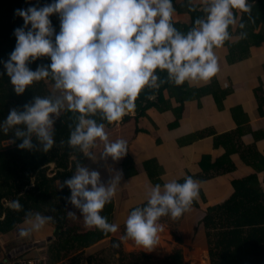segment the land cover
<instances>
[{"label": "clouds", "instance_id": "9594fccd", "mask_svg": "<svg viewBox=\"0 0 264 264\" xmlns=\"http://www.w3.org/2000/svg\"><path fill=\"white\" fill-rule=\"evenodd\" d=\"M206 17L197 18L186 33L174 27L173 0H52L42 7L29 4L14 9L23 23L13 29L15 46L3 64L5 73L16 94H21L34 81L51 77L53 90L61 98L35 96L25 103L23 110L10 109L0 123L7 132L14 125L15 137H23L17 148L31 149L32 134L42 150L53 145V117L61 110L78 113L77 123L70 131L67 143L79 147L91 156L89 148L97 139L104 141L101 156L113 161L127 151L126 141L107 139L105 125L90 118L99 112L109 124L119 122L134 111L136 99L145 88H158L157 71H166L168 82L207 83L218 72L214 48L230 39L229 26L235 24L233 10L249 13V0H203ZM59 15V31L53 37L50 14ZM241 28L244 27L241 21ZM240 39L246 32L238 34ZM50 57L47 66L31 70L28 64L38 57ZM151 98V97H149ZM52 114V116H50ZM96 170L76 167L75 173L64 180L72 205L80 210L86 227L113 232L117 225L109 223L101 214L114 196L122 179V172L112 176L105 185L100 183ZM199 195V183L186 175L156 183L145 194L146 202L132 208L124 220V235L136 246L151 251L158 244L159 220L168 216L180 217ZM20 208L17 200L11 202ZM68 215L75 216L69 211ZM51 215L36 213L31 230H40ZM20 237H28L30 230L19 229Z\"/></svg>", "mask_w": 264, "mask_h": 264}, {"label": "trees", "instance_id": "16d2710c", "mask_svg": "<svg viewBox=\"0 0 264 264\" xmlns=\"http://www.w3.org/2000/svg\"><path fill=\"white\" fill-rule=\"evenodd\" d=\"M49 3H52V0H0V61H6L9 58L15 46L13 29L23 23L21 17L14 15V9L26 8L29 4L39 8ZM191 3L190 1L189 6L192 5L194 10L192 13L196 14L195 19L206 17L203 10H198V7ZM182 5L185 7V4ZM250 11V14H256L253 9ZM255 18L256 23L262 20L264 25V9ZM49 20L54 29L52 37L54 41L55 34L59 31V15L50 14ZM173 25L178 31L181 30L184 33L191 29L182 28L178 23ZM262 41H264V27L263 31L251 33L248 44H258ZM243 51H246V47H243ZM49 63L50 57L42 56L30 62L28 67L35 70L38 65L47 66ZM157 75L158 83L164 82L160 83L158 88H145L140 92L133 111L136 115L131 112L123 116L119 122L114 123L124 124L132 118L138 121L141 117L148 116L147 111L151 107L160 111L165 110L168 105L166 106L163 100L164 91L182 88V86L168 82L166 71L158 70ZM53 83L49 76L34 81L32 85L25 88L23 93L16 94L3 64L0 63V123L4 121L10 109L23 110V105L32 103L35 96L48 97L52 100L60 98L51 88ZM182 109L183 107L176 113V120L181 117ZM78 115V113L69 112L65 107L59 116L53 117L54 142L46 152L42 150L35 134L31 137L33 144L31 149L17 148L16 145L22 141L23 137H15L14 131L16 128L23 129V125H14L7 132L0 129V253L4 255L5 264L10 262L8 256L11 257L10 254L14 248L28 245L32 241L30 238L28 240L21 238L20 240L27 242L21 244L15 243L14 238L19 229L34 220L36 213L53 217V220L46 222L45 225L56 234L44 240L43 247L32 244L31 249L23 253L25 254L23 257H19L26 261H37V264L41 262L45 264H198L185 262L182 249L163 260L143 251L128 253L124 244L130 239H121L124 235V225L117 226L113 232H104L95 227L85 226L80 210L67 199L71 194L70 189L67 185L61 187L64 180L75 173L77 165L82 166L89 157L78 146L72 147L67 143L70 131L78 122L76 119ZM90 118L97 123L109 125L99 112L90 114ZM202 135V132L194 133L189 141ZM223 137V144L226 146L228 143L231 144V148L241 145L233 131L223 134ZM6 142L9 143L6 144ZM230 151L225 150L222 157L210 164V167L204 166L206 171L199 178L208 179L213 176L214 172L211 173V169L214 165L222 168V174L235 171L231 160L227 158ZM89 152L91 153L90 149ZM244 155L245 153L243 157ZM124 157L123 167L126 175L129 176L134 170V161L127 151ZM150 162L154 163L146 161L141 164V169L146 170ZM251 166L255 172L233 178L231 194L222 202L211 206L202 221L210 264H264V190L260 188L257 176V172L264 170V154L255 153ZM136 167L135 169L140 171ZM159 173V171L156 172L157 175ZM182 181L183 178L178 182ZM13 200L19 201L21 205L19 209L11 206ZM142 205L143 203L138 206ZM192 205H197L195 199ZM114 210H116V204L111 199L105 204L101 214L109 223L115 224ZM69 211L75 213V216L68 215ZM182 217L183 214L175 219L164 216L159 220L165 232L177 237L178 245L183 244L182 237H178L176 231ZM179 233L182 236V232ZM101 242L106 244L104 249L90 251ZM39 257H42L40 262L36 260Z\"/></svg>", "mask_w": 264, "mask_h": 264}, {"label": "crops", "instance_id": "0c3cea01", "mask_svg": "<svg viewBox=\"0 0 264 264\" xmlns=\"http://www.w3.org/2000/svg\"><path fill=\"white\" fill-rule=\"evenodd\" d=\"M190 1L198 7V10H203V0L173 1L175 12L172 22L180 24L182 28H192L196 20V14L192 13L194 11L192 5L189 6ZM249 3L256 14H250L251 11L242 13L233 10L236 22L229 26L230 39L214 48L218 59V72L207 83L186 82L181 85L182 88L165 90L163 100L168 106L164 111L151 107L147 111L148 116L141 117L138 121L132 118L124 124L105 125L109 141L118 138L126 141L127 152L134 161V170L129 176L126 175L123 167L125 155L116 161L110 156L102 157L104 141L99 139L89 148L92 155L82 165L89 171H98L100 183L105 185L117 174V170L122 172V179L111 198L116 204L113 222L118 227L124 225V220L132 207L146 202L145 194L151 185L163 184L172 178H177L179 181L186 175L194 177L193 179L199 183V195L195 199L197 205H191L183 213L176 230L178 233L182 232V245L196 251L198 264H201L200 258L205 260L207 259L205 255H209L202 224L208 209L231 194L233 178L255 172L251 166L255 153L264 154V41L248 44L252 32L263 31V21L256 23L255 17L264 9V0H249ZM182 4H185V7ZM241 21L244 24L243 28L239 26ZM180 32L184 33L181 30ZM240 32H246L248 40L240 39L238 37ZM255 40L257 41L256 38ZM243 47H246V51H243ZM58 92L60 93L59 90ZM58 96L62 98L61 93ZM182 107V115L176 120V113L178 110L180 112ZM132 113L136 115L135 112ZM231 131L241 143L237 148L235 145L233 147L235 149L231 148L228 142V146L223 144V134ZM197 132H202L203 135L189 141L191 135ZM228 149L231 151L227 158L231 160L235 171L222 174V168L214 165L211 169V173L214 172L213 176L208 179L199 178L206 171L204 168L210 167L209 165L221 158ZM242 150L245 153L244 157ZM146 161L154 163L150 162L147 169L142 170L141 164ZM203 161L205 163H202ZM136 166L140 171L135 169ZM158 171L160 173L157 175ZM257 176L260 188L264 190V170L257 172ZM33 223L34 220L24 225L23 228L30 230V235L23 238L26 240L30 238L35 242L34 244L43 247L44 240L55 236L56 233L46 225L38 231L31 230ZM163 231L164 228L161 226L157 245L160 246V251L164 252L167 250L163 245L164 240L167 242L168 238L174 237L166 235ZM16 237L15 243L24 242L20 240L22 237L18 238V234ZM7 240L9 241L10 238L8 237ZM126 243L137 249L133 252H144L132 240ZM105 247L106 244L101 242L90 251H99ZM12 252L15 255L11 253V257L19 254V251ZM23 253L25 252L20 253L16 259L8 256L10 262L7 264L31 263L19 258L25 255ZM4 261V255L0 253V264H5Z\"/></svg>", "mask_w": 264, "mask_h": 264}, {"label": "rangeland", "instance_id": "374dc122", "mask_svg": "<svg viewBox=\"0 0 264 264\" xmlns=\"http://www.w3.org/2000/svg\"><path fill=\"white\" fill-rule=\"evenodd\" d=\"M52 88V87H51ZM52 90H53V88H52ZM53 91H55L56 93H57V90H53ZM59 93V92H58ZM57 93V94H58ZM58 95H60V93L58 94ZM7 143H9V142H6V144ZM177 231V230H176ZM166 235H171V234H169V233H167V232H165V231H163ZM18 235H19V232L17 233ZM177 235H178V237H182L181 236V234L180 233H178L177 232ZM191 236L193 235V233H191L190 234ZM172 236V235H171ZM166 237H168V236H166ZM173 237L174 238H168L169 240H171V241H167L166 242V240H164V242H166V244L163 242V245L167 248V250L166 251H159V250H156V249H153V250H151V251H145L144 250V252H147V253H149V254H151V255H153L154 257H156V258H158V259H161V260H163L164 258H167V257H169V256H171L173 253H175V251H177V250H179V249H182L183 250V252H184V257H185V259H186V262L187 263H190V262H192V263H196L197 262V259H196V251H194V249L193 248H188V247H186L185 248V245H178V243H177V241H176V236H174L173 235ZM15 238H17L16 236H15ZM18 238H20V235H19V237ZM166 239V238H165ZM175 239V240H174ZM130 241H131V239H130ZM21 244H25V243H27V242H20ZM30 244H28V245H25V246H20V247H17V248H14V251H19V254L21 253L22 254V252H27L28 250H30L31 249V245L32 244H34L35 242L34 241H30L29 242ZM45 244V243H44ZM34 246V245H33ZM36 246H38V245H36ZM41 247V246H40ZM125 249H126V251L128 252V253H131V252H133L134 250H136L137 251V249L136 248H134V247H132V246H130L129 244H127V243H125ZM12 253V255H15V254H13V252H11ZM19 254H17V256L19 255ZM206 253H204V255H205ZM17 256H14L13 257V259H16L17 258ZM206 256V258L208 259V257H207V254L205 255ZM200 257H202V254H201V256ZM42 257H39L38 259H36V260H39V262H40V259H41ZM200 261H201V264H209L207 261H206V259L204 260H202L201 258H200ZM28 264H37V261H31V263H29L28 262ZM41 264H45V262H41Z\"/></svg>", "mask_w": 264, "mask_h": 264}, {"label": "water", "instance_id": "95a60500", "mask_svg": "<svg viewBox=\"0 0 264 264\" xmlns=\"http://www.w3.org/2000/svg\"><path fill=\"white\" fill-rule=\"evenodd\" d=\"M154 248L156 250H159V251L161 250L160 246H158V245H156ZM207 257H208V259H206V261L210 264V262H209V255Z\"/></svg>", "mask_w": 264, "mask_h": 264}]
</instances>
